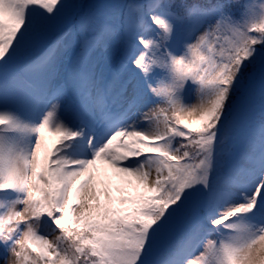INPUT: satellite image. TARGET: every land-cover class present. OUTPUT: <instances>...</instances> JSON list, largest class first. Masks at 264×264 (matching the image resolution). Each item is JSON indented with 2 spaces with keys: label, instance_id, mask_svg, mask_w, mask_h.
<instances>
[{
  "label": "snow or ice",
  "instance_id": "6c2138e0",
  "mask_svg": "<svg viewBox=\"0 0 264 264\" xmlns=\"http://www.w3.org/2000/svg\"><path fill=\"white\" fill-rule=\"evenodd\" d=\"M0 264H264V0H0Z\"/></svg>",
  "mask_w": 264,
  "mask_h": 264
},
{
  "label": "trees",
  "instance_id": "16d2710c",
  "mask_svg": "<svg viewBox=\"0 0 264 264\" xmlns=\"http://www.w3.org/2000/svg\"><path fill=\"white\" fill-rule=\"evenodd\" d=\"M245 2V0H240V3L242 4V3H244Z\"/></svg>",
  "mask_w": 264,
  "mask_h": 264
},
{
  "label": "rangeland",
  "instance_id": "374dc122",
  "mask_svg": "<svg viewBox=\"0 0 264 264\" xmlns=\"http://www.w3.org/2000/svg\"><path fill=\"white\" fill-rule=\"evenodd\" d=\"M193 102H195V101H194V98H193Z\"/></svg>",
  "mask_w": 264,
  "mask_h": 264
}]
</instances>
